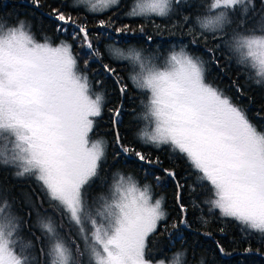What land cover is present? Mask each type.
I'll return each instance as SVG.
<instances>
[{
    "label": "snow or ice",
    "instance_id": "obj_1",
    "mask_svg": "<svg viewBox=\"0 0 264 264\" xmlns=\"http://www.w3.org/2000/svg\"><path fill=\"white\" fill-rule=\"evenodd\" d=\"M33 3L39 7L40 0ZM75 3L97 12L117 7L120 0ZM182 3L184 0H134L127 15L170 17ZM254 10L255 0H210L207 13L197 17L198 37L206 40V34H211L223 41L230 30L227 46L236 62L256 83L264 84V16L250 24ZM54 12V19L60 22L58 30L75 25L78 32L73 39L82 34L88 55L102 58L86 25L59 9ZM189 22L185 17L184 23ZM112 26L103 20L99 23L101 28ZM116 31L132 29L124 25ZM139 31H144L143 26ZM189 32L196 44L197 35L193 29ZM72 47L40 42L24 21L12 26L0 22V164L15 167L18 177H33L49 200L57 202L56 207L83 235L89 264H152L145 256L147 241L167 214L162 201L153 199L149 185L140 186L133 177L117 174L107 192L89 203L86 186L98 176L106 155L105 142L91 140L89 134L96 118L102 116L105 95L93 91L87 75L78 68ZM208 52L212 59L215 48ZM109 54L131 64L129 79L147 96L142 119L150 130H142L137 138L156 148L167 145L183 156L200 174L199 179L210 185L211 209L264 240V131L251 122L244 108L206 81L205 60L183 48L163 59L147 57L136 48H111ZM103 68L124 97L128 85L123 78L109 64ZM122 108L121 102L109 109L117 155L134 154L145 164L158 163L123 143L117 127L122 123ZM165 172L175 179V172ZM8 208L6 200L0 202V264H34L28 251L32 244L20 243L19 223L6 212ZM180 212L186 215L183 204ZM180 224L189 226L184 215L173 227ZM42 227L51 242L46 253L50 264H76L72 249L58 236L53 223ZM171 264H185L183 253H177Z\"/></svg>",
    "mask_w": 264,
    "mask_h": 264
},
{
    "label": "trees",
    "instance_id": "obj_2",
    "mask_svg": "<svg viewBox=\"0 0 264 264\" xmlns=\"http://www.w3.org/2000/svg\"><path fill=\"white\" fill-rule=\"evenodd\" d=\"M209 2L210 0H184L170 17L143 18L127 15L134 0H120L117 7L98 13L86 10L82 4L74 6V0H40L39 7L33 0H5L0 1V22L12 26L18 21H24L40 42L48 41L53 46L71 44L78 68L87 75L93 91L105 95L102 116L96 118L93 132L89 134L91 140H103L106 145L105 159L98 176L90 182V187L86 186L89 203L107 192L112 178L117 174L133 177L140 186L149 185L153 199H161L167 219L161 221L156 233L149 236L146 259L152 263L164 261L165 264H171L177 253H183L185 264H264V240L257 234L246 233L236 222L226 221L220 216L219 210L211 209L208 203L212 198L210 185L199 179L200 174L183 156L172 152L167 145L156 148L137 138L138 133L148 124L142 119L147 96L129 79V74L133 71L131 64L125 60L113 59L109 54L111 48L125 51L136 48L147 57L163 59L172 51L178 52L183 48L190 55L200 56L206 62V81L244 108L251 122L258 130L264 131V84L256 83L254 78H250L249 71L236 62L227 46L230 30L223 41L213 39L211 34H206V40L198 37L200 29L197 17L207 13ZM54 9L71 15L77 23L87 26L89 39L101 53V59L88 55L89 49L82 40V34L73 39V33L78 32L77 29L64 25L66 31L58 30L60 23L49 17L55 16ZM261 16H264V0H255V10L250 14L249 23H254ZM185 17L190 21L187 24L184 23ZM101 20L113 26L101 28ZM124 25H128L132 31L118 33L116 29ZM141 26L144 28L143 32L139 31ZM189 29H193L197 35L196 44L192 43L194 36ZM209 48H215L212 59ZM212 60H217L218 64ZM104 64L114 68L115 73L123 78L122 82L128 85L124 97L120 96L113 78L104 71ZM237 85L240 91L237 90ZM121 102L122 123L117 127L123 143L133 146L153 161L158 160V163L145 164L134 154L121 152L117 155L109 109L118 107ZM165 169L175 172V179L169 177ZM156 177H160V180ZM28 182V179L13 175L11 168L0 164V202L7 201L8 209L17 219L19 231L24 235L23 242H31L32 247L28 251L34 258V264H49L46 253L50 246L48 247L43 230L33 225L31 204L24 198L23 192ZM178 184L182 187L178 188ZM40 202L47 206L53 205L61 212L55 203L46 201L43 196ZM180 204L184 205L186 215L180 212ZM63 215V226L67 232L70 220ZM182 215L189 226L180 224L174 228L173 224L178 223ZM52 223L54 224L53 221ZM206 232L210 235H206ZM67 240L72 242L74 238ZM218 244L223 247L224 253L220 252ZM249 248L252 251H247ZM73 256L76 264H82L83 259L79 258L76 251Z\"/></svg>",
    "mask_w": 264,
    "mask_h": 264
},
{
    "label": "rangeland",
    "instance_id": "obj_3",
    "mask_svg": "<svg viewBox=\"0 0 264 264\" xmlns=\"http://www.w3.org/2000/svg\"><path fill=\"white\" fill-rule=\"evenodd\" d=\"M73 5L74 6L78 5V4L75 3V0H74ZM82 5L85 7L86 10L89 11V6L84 5V4H82ZM98 12H103V11H97V13ZM142 130H150L148 124H146L142 128ZM6 167L7 168H11L13 175L17 176L16 175L17 169L15 167H12L10 165H8ZM19 178H22V179L25 178V179H28V181H29L27 183L28 186H27V188H25V192H23V194H24L25 200L26 199L29 200V202L27 200H26V202L31 204L30 207H31L32 215H33V220H32L33 225H35L36 227H38V228L43 230L42 225L44 223L53 221L54 222L53 225L56 228L58 236L62 240H64V242L67 244V246H69L72 249V252L76 251V253L79 256V258L83 259L82 264H89L88 247H87V244H86V242L84 240L83 235L79 232L78 226L75 225L74 222L70 221L69 229H67V232H66V229L63 226L64 220H63V218L61 216V215H63L62 211L58 212L53 205L47 206V205L43 204L42 202H40V199H41V196H43V197H45L46 201L48 200L49 202H51L53 204L54 203L57 204V202L49 200L48 196L41 189L39 182H37L33 177L24 176V177H19ZM6 212H10L11 213L12 211H10L9 209H6ZM11 215H12V213H11ZM63 216H65V215H63ZM66 217H67V215H66ZM86 227H89V226L86 225ZM43 233H44L45 240L47 241L48 247H49L50 243H51L50 240H49V237L45 233L44 230H43ZM17 235H18L20 243L22 245H26L23 242V240H22L24 235L19 231V229H18ZM72 237L74 238V241L71 242V241L67 240V238L72 239ZM49 250H50V247H49ZM81 253H83V255ZM48 263L50 264V257L49 256H48ZM152 264H159V262L158 263H152Z\"/></svg>",
    "mask_w": 264,
    "mask_h": 264
},
{
    "label": "water",
    "instance_id": "obj_4",
    "mask_svg": "<svg viewBox=\"0 0 264 264\" xmlns=\"http://www.w3.org/2000/svg\"><path fill=\"white\" fill-rule=\"evenodd\" d=\"M0 1H5V0H0ZM49 17H51L52 19H54V17L53 16H49ZM55 20V19H54ZM56 21V20H55ZM56 22H58V21H56ZM58 23H60V22H58ZM69 26H71V27H73V28H75V29H77L76 27H75V25H69ZM78 30V29H77Z\"/></svg>",
    "mask_w": 264,
    "mask_h": 264
}]
</instances>
